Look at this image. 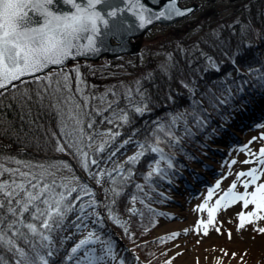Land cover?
I'll use <instances>...</instances> for the list:
<instances>
[{
	"label": "snow or ice",
	"instance_id": "snow-or-ice-1",
	"mask_svg": "<svg viewBox=\"0 0 264 264\" xmlns=\"http://www.w3.org/2000/svg\"><path fill=\"white\" fill-rule=\"evenodd\" d=\"M63 4L70 10L56 7L55 0H0V89L5 91L9 88L13 89L10 99L19 100L23 104L26 102L25 97L31 98V89L25 86L21 90L16 83L26 85V81L22 78L27 75L41 72L51 65H64L72 58L98 52L102 46L111 45L113 40L116 41L115 46L122 47L126 34L134 31L137 26L144 28L155 19L183 16L193 11L190 7H179L177 0H167L166 6L158 12L151 11L140 0H63ZM126 13L133 14L135 20H130ZM223 27L218 25L217 29L213 30L215 40L209 42L213 47H228L234 62H237L255 42L264 39V25L257 28L248 22L238 25L236 42L233 44L231 32L227 36H222ZM252 33L255 35H250ZM201 54L207 57L211 69L221 68L211 55L204 52ZM169 59L171 60V57ZM157 67L161 70L162 76L167 75L170 80L176 65L167 63ZM261 68H264V64H261ZM75 71L76 81L79 83L80 67L76 66ZM249 71L252 72L253 69L249 67ZM143 79L151 81L154 77L149 72L136 81V92L141 99L133 107L135 112L140 114L151 110L148 107L151 100L148 90L141 91ZM33 80L43 85L44 91H48L53 82V73L33 76ZM63 80L65 82L63 87L67 88L69 83L67 74L63 75ZM259 80L261 87L264 88V72L259 73ZM180 83L195 96L194 83L184 79H181ZM56 84L55 91L62 92L59 79ZM155 86L159 88V84ZM225 92L228 90L225 89ZM2 95L3 93H0V96ZM128 95H132L131 91H128ZM231 96L232 94L228 92L223 102L227 103ZM70 99L71 97H65L64 102L67 103ZM167 99L175 100L171 94L170 84ZM199 104L200 101L194 100L191 113L185 109L173 113L167 122L158 121L156 129L153 130L154 140L137 142L139 150L127 158L129 162H137L138 158L143 157L148 151L158 154V159L153 161L155 168L149 165L150 171L145 176L146 180H150L157 173L166 175V169L161 167V161H166L168 168L174 166L172 155L166 152L162 145H171L173 142L179 144L181 137L176 135L175 130L178 122L183 121L186 131L190 118L197 125L203 124L204 118L200 112L204 109L198 110L196 106ZM74 107L79 109L80 105ZM121 112L119 119L129 122V113L125 110ZM69 117H74L77 127L65 133L66 136L73 138V143L69 144L68 148H74L82 157L83 167L91 170L88 153L83 150L82 144L85 131L80 125L84 121L78 111L70 110ZM91 126L88 124V127ZM106 131L111 132V129ZM161 132L163 136L159 134ZM260 137L264 138V132L260 133ZM88 139L91 141V135ZM256 139L257 137L252 138L253 141ZM129 142L130 140L124 143ZM105 146V142H101L97 150ZM243 147L248 151L249 159L242 163H250L258 157L259 163L264 165V144H261L258 152L249 151L247 145ZM57 150L67 149L64 144L58 143ZM10 162H14L17 167H9ZM232 163L235 164L236 161L233 160ZM91 164L95 165L96 160L92 159ZM53 167L55 165H45L42 161H22L7 155L0 157V249L11 254V259H6L4 254L0 253V264H126L123 258L117 261L118 253L111 240L102 233L98 234L99 229H90L92 216L100 217V213L96 210L100 202L93 198L94 192L91 186L87 183L73 184L63 177L58 180L49 171ZM112 171L123 173L119 184H127L132 178L133 169L128 168L125 172L123 164ZM6 174L8 178H2ZM103 174V169L94 174L97 183L101 182L100 177ZM235 176L236 179L231 182L227 191L216 198L214 203L209 205V201L215 195L214 189L210 188L205 201L197 205L199 210L207 211V219L197 221V232L202 227L204 234H208L209 225L215 224L217 211L222 208L227 209L229 205L239 202L240 210L236 212L237 228L243 230L246 226H251L253 231L264 234V226L259 223L264 220V182H261L264 168L242 169L236 172ZM73 179L78 178L73 177ZM109 179L113 182L112 195L115 198L123 189L116 187V177L109 176ZM238 181L242 185L240 191L235 190ZM220 183V180H217L214 188H219ZM136 188L140 190L142 186L136 184ZM73 192L79 194L72 198ZM82 197L86 199L82 200ZM132 200L135 202L136 196H133ZM75 212H79V215H75ZM69 213H73L74 223L67 219ZM229 219L231 220V217ZM115 222L120 224L118 219ZM95 223L99 224L100 220L97 219ZM66 224L74 227L78 232L86 229L88 231L64 253L62 259L57 260L54 258L59 256L63 245L55 244L53 233L63 229ZM183 231L188 232L189 229L185 228ZM216 231H222V228H216ZM227 235L230 240L233 238L231 229L228 230ZM177 236H179L178 232H172L168 238L174 239ZM70 238H74V233L68 232L61 237L62 240ZM221 251L225 252V255L228 254L225 249ZM244 251L247 253L248 250ZM180 254V252L176 253V255ZM231 256L243 260V256L236 251L231 252ZM165 264H173V262L169 259Z\"/></svg>",
	"mask_w": 264,
	"mask_h": 264
},
{
	"label": "trees",
	"instance_id": "trees-1",
	"mask_svg": "<svg viewBox=\"0 0 264 264\" xmlns=\"http://www.w3.org/2000/svg\"><path fill=\"white\" fill-rule=\"evenodd\" d=\"M238 7L240 21L251 22L257 28L264 25V0H241ZM218 25L224 26L221 30L222 36H227L230 32L233 34L232 43L235 44L238 26H230L226 20L222 19L213 26V29H217ZM250 35L254 36L255 34ZM213 40H215L213 32H204L201 37H196L192 42L164 46L166 57L162 60L149 57L145 62H140L139 56L134 57L135 65L131 72L135 74L134 84L149 72L154 77V80L151 81L141 80V91L147 89L151 97L148 107L151 109L152 117L147 116L145 112L140 114L136 113L134 108H128L126 112L130 115L129 122L126 123L119 119L110 125L113 131H126L132 134L137 142H145L146 139L150 142L155 138L153 130L156 129L158 121L167 122L173 113L185 109L191 113L193 101H200L196 107L198 110L204 109L200 112L204 118L203 124L197 125L190 118L187 131L175 126L176 135L181 137L179 144L173 142L171 145H162L173 158V167L168 168L166 163L162 167L166 169L169 179L177 176L176 171L178 163H180L174 152L181 156L186 153L192 156L188 149L192 150V145L195 144L200 146L202 134L210 133L208 129L214 126V122L209 113L211 116L225 119L228 110L237 109V103H244L252 93L256 94L258 90L262 89L259 73L264 72V68H261V64H264V42L260 49L262 53H258L255 49H249L237 61L239 70L232 77H226L225 71L233 69L232 53L228 47H213L209 42ZM181 46L184 48L182 49ZM202 52L211 55L221 65V68L206 71L205 59L207 57L202 55ZM167 63L176 65L172 70L170 80L167 75L162 76L161 70L157 67ZM76 66L80 67L79 83L76 81ZM249 67L253 69L252 72L248 70ZM98 69L97 66L81 63L52 72L53 82L48 91H44L43 85H39L33 79L25 80L26 85L24 83L17 84L21 90L25 86L31 89V98L25 97L26 102L23 104L19 100L9 98L13 89L3 91V95L0 96V157L7 155L22 161H42L45 165H55L49 171L56 179L59 180L63 177L73 184L87 183L95 192L96 178L94 174H91L95 167L91 164V160H99L102 154L89 143L88 136L92 135L104 120L105 112L100 104L102 92L106 87V81L104 78H100ZM65 74L68 75L69 81L67 88L63 87L65 83L63 75ZM219 74L222 76L219 77ZM57 79L60 81V87L63 88L62 92L55 91ZM181 79L194 83L195 96L180 83ZM45 83L47 82L45 81ZM157 84H159V88L155 86ZM169 84L175 100L167 99ZM136 88L137 84L135 87L131 85L130 90L139 102L141 98L136 92ZM241 88L244 90L240 91ZM225 89L232 94L227 103L223 102L228 95ZM99 91L101 95H98ZM116 91L120 105L125 106L122 101L125 91L120 87H117ZM188 92L190 97L186 95ZM108 96L115 98L116 93L108 94ZM65 97H71V99L65 103ZM75 105H80V108L76 109ZM70 110L78 111L84 121L80 125L85 131L82 144L83 150L88 153L91 170L83 167L82 157L77 154L74 148H68V145L73 143V138L66 136L65 133L77 127L74 117H69ZM88 124L92 126L88 127ZM159 134L163 136L162 132ZM58 143L64 144L67 150L58 151ZM61 152L68 155L75 165L69 159L59 156ZM157 157L158 154L148 151L143 157L138 158L137 162H129L128 159L125 161L113 160L109 176L117 178L116 187L122 188L123 191L114 198L112 195L113 182L108 176L105 192L99 199L102 218H100V226L96 228L99 229L98 234L102 233L104 237L111 240L118 253L117 257L125 259L126 264H165L168 258L166 250L163 249L170 243L169 234L155 238L151 235L158 221L164 215L159 189L167 183L164 175L158 173L154 174L150 180L145 179L146 174L150 171L149 165H152ZM121 164L124 165L125 172L128 168L133 169L132 178L127 184H119L123 173L112 171ZM8 166L17 167L14 162L8 163ZM73 177L78 179H73ZM2 178L7 179V174ZM136 184H140L142 188L138 190ZM78 194L73 192L71 196L74 198ZM133 196H136L135 202L132 200ZM83 199L86 198L82 197ZM132 206L136 208L134 212L131 210ZM124 216H129L126 229L115 222L117 217ZM60 232L61 229L53 235L57 246L61 245ZM21 243L23 244V241ZM69 250L62 248L59 256L54 259H62L64 253ZM0 253H3L6 259H11V254L3 249H0Z\"/></svg>",
	"mask_w": 264,
	"mask_h": 264
},
{
	"label": "rangeland",
	"instance_id": "rangeland-1",
	"mask_svg": "<svg viewBox=\"0 0 264 264\" xmlns=\"http://www.w3.org/2000/svg\"><path fill=\"white\" fill-rule=\"evenodd\" d=\"M240 2L241 0H202V7L197 8L188 18L171 26L154 27L146 35L142 50L136 56H139L140 62H145L149 57L162 60L166 57L165 45L186 44L192 42L196 37H201L204 32L212 33L213 26L217 25L221 19L226 20L230 26L243 24L239 19L240 9L238 5H240ZM263 41L264 39L255 42L250 49L255 48L260 53V46ZM181 48L184 47L181 46ZM133 57L128 56L122 61L115 60L114 63L105 59L99 62L100 78H104L106 81L100 104L105 112V117L97 130L91 135L89 143L97 149H99L101 142H105L106 146L99 150L104 160H101L102 157L96 160V164L93 165L95 169L91 171V174H95L101 169L104 170V174L100 177L101 182L97 183V180L95 181V199L101 198V195L105 192L107 178L113 165L112 161L115 159L125 161L139 150L138 143L132 134L126 131H113L110 127L111 124L119 120L122 115L121 110L126 111L128 108H134L133 105L138 103L137 97L133 94L128 95V91H131V85L134 87L136 85V83L134 84L135 74L131 73L135 65ZM205 67L206 71L215 70L208 66L207 59H205ZM233 72L230 70V74H228L226 70L225 76H231ZM219 75L221 76V74ZM117 87L125 91L122 100L125 106L119 103ZM115 93V98L108 96V94L114 95ZM263 93L254 96L259 103L258 105L255 101L246 102L239 107V110L231 112L228 122L224 121L228 129L224 130L223 134L210 138L208 135L203 134L208 138L204 146L201 147L202 152L194 148L193 153L196 155L194 159H190L188 153L185 154L184 157L188 159V162L184 166L180 164V175L176 176L175 180L167 183L169 188L166 186L161 187L160 193L164 215L152 234L153 236H160L172 232L179 233V236L172 239L170 245L166 248L168 251L167 260L171 259L173 264H245V262L246 264H264V234L253 231L251 226H246L243 230L237 228L238 217L236 212L240 210L239 202L229 205L227 209L222 208L217 211L215 224L209 225L208 234H204L202 227L199 232L196 231L197 221L207 219V211L199 210L197 205L205 201L207 197L205 194L208 193L210 188L214 189L215 195L209 201V205L227 191L231 182L236 179V172L242 169L247 170L250 167L264 168V165L259 163L258 157L250 163H242V161L249 159L248 151H245L243 146L247 145L249 151L258 152L261 144H264V138L260 137V133L264 132V101L260 97ZM99 94L101 95L100 91ZM186 95L190 97L189 92ZM145 113L147 116L152 117V112L146 111ZM176 126L179 129L185 128L182 121L178 122ZM107 129H111V132L106 131ZM253 137H257V139L253 141ZM129 140V143H124ZM249 141L252 142L249 143ZM207 144H210L212 149H209L206 146ZM233 160L236 161L235 164L232 163ZM164 163L166 161H161V167ZM151 166L155 168L156 165L153 163ZM163 177L167 178V175ZM217 180L221 182L220 187L214 188ZM261 182H264V177H262ZM235 190H242L239 181ZM135 209L132 206V212ZM96 210L101 217L99 205ZM74 214L78 216L79 212ZM72 217L73 213H69L67 219L74 223ZM100 217L92 216L93 222L90 224V229L99 226L100 223L97 224L95 221L100 220ZM229 217H231V220ZM116 219L120 221L119 225L123 228L127 227L129 216L117 217ZM259 223L264 226V220ZM185 228L189 231L184 232L183 229ZM216 228H222V231H216ZM229 229L233 232L231 240L227 235ZM87 231L88 229L78 232L77 229L66 224L61 229V237L67 235L68 232H72L74 238L61 239V245H63V248L70 249L76 241L87 234ZM221 249H225L228 254L225 255V252H222ZM245 249L248 250L247 253H245ZM233 251L240 253L243 260L231 256ZM177 252L181 254L176 255Z\"/></svg>",
	"mask_w": 264,
	"mask_h": 264
},
{
	"label": "water",
	"instance_id": "water-1",
	"mask_svg": "<svg viewBox=\"0 0 264 264\" xmlns=\"http://www.w3.org/2000/svg\"><path fill=\"white\" fill-rule=\"evenodd\" d=\"M140 2L144 3L145 6L153 12H158L161 8L165 7L167 4V0H140ZM177 3H178V0H177ZM55 6L58 8H61L63 10H70L69 7H67L63 4V0H55ZM178 6L181 8H185V7L180 6L179 4H178ZM194 6L195 5H191L188 7L192 8L194 10V8H195ZM189 14L190 13H186L183 16H173L171 18H158V19L153 20V22L151 24L145 25L144 28H139L137 26L134 31L126 34L125 42L123 43L122 47L115 46L116 41L113 40L111 42V45L102 46L98 52L89 53L87 55L72 58L68 62H66L64 65H61V66L51 65V66H49L48 69H45V70L38 72V73H35V74L27 75L22 79L23 80L31 79V78H33V76H36V75L42 76V75L47 74L48 72H51V71L57 70V69H62L64 67H67V66L73 64L74 62H78V61L86 60V61H90V62H97L103 56L106 57L107 59H110V58H116V57H119L121 55H126V54L135 55L140 51L142 44H143L144 36L147 33V31L151 29V27L153 25H155V24L171 25L174 22H176L177 20H180V19L188 16ZM126 15L128 16V18L130 20H133V21L135 20V17L133 14L126 13ZM16 83L18 84L20 82H16ZM2 91H4V89H0V93Z\"/></svg>",
	"mask_w": 264,
	"mask_h": 264
},
{
	"label": "flooded vegetation",
	"instance_id": "flooded-vegetation-1",
	"mask_svg": "<svg viewBox=\"0 0 264 264\" xmlns=\"http://www.w3.org/2000/svg\"><path fill=\"white\" fill-rule=\"evenodd\" d=\"M181 2L184 5H190L192 3H197L198 4V8L200 9L202 7V0H181Z\"/></svg>",
	"mask_w": 264,
	"mask_h": 264
},
{
	"label": "bare ground",
	"instance_id": "bare-ground-1",
	"mask_svg": "<svg viewBox=\"0 0 264 264\" xmlns=\"http://www.w3.org/2000/svg\"><path fill=\"white\" fill-rule=\"evenodd\" d=\"M218 76L221 77L220 75H218ZM256 116H257V115H256ZM98 151H99V150H98ZM99 152H100V151H99ZM62 155H63L65 158H67V155H66L64 152H62ZM203 193H205V191H203ZM207 194H208V193H206L205 196H207Z\"/></svg>",
	"mask_w": 264,
	"mask_h": 264
}]
</instances>
